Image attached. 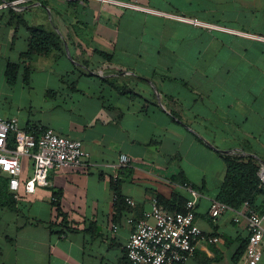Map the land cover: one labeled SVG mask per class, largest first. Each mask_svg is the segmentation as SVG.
Here are the masks:
<instances>
[{
    "label": "crops",
    "instance_id": "0c3cea01",
    "mask_svg": "<svg viewBox=\"0 0 264 264\" xmlns=\"http://www.w3.org/2000/svg\"><path fill=\"white\" fill-rule=\"evenodd\" d=\"M30 27L57 33L64 53L22 61ZM10 64L22 65L14 86L5 78ZM125 85L133 96L117 89ZM0 86L19 88L17 101L27 103L0 108V117L52 128L89 153L79 168L51 170L32 193L24 186L33 161L21 159L17 206H0V264H132L129 220L154 197L185 210V182L202 195L196 224L218 238L198 243L186 264H242L247 221L236 223L233 209L214 220L210 209L224 156L264 165V0H28L0 10ZM121 155L132 164L120 168ZM63 217L71 228L64 237L53 228Z\"/></svg>",
    "mask_w": 264,
    "mask_h": 264
},
{
    "label": "built area",
    "instance_id": "2783aa9c",
    "mask_svg": "<svg viewBox=\"0 0 264 264\" xmlns=\"http://www.w3.org/2000/svg\"><path fill=\"white\" fill-rule=\"evenodd\" d=\"M28 0H15L0 4V10L13 7L17 9ZM67 2L77 0H64ZM198 24L197 21H191ZM23 157L33 161L34 173L24 189L28 193L35 191V185H45L51 170L73 169L83 165L89 153L82 141L58 135L52 128L33 133L21 129L15 117H0V170L9 178V188L16 197L22 188ZM132 159L121 155L118 161L120 168L128 167ZM258 176L264 184V165L260 166ZM118 180H115V183ZM183 187L189 194L184 212L166 209L157 197L152 198L150 208L134 221V230L126 245V257L132 264H186L194 254L198 243H217L218 238L206 235L196 224V211L201 192L191 184ZM117 197L114 196V206ZM127 204L133 206L131 200ZM232 208L214 200L210 214L217 220ZM234 210V209H233ZM234 221L245 219L248 224V243L241 257L242 264H260L264 254V212L258 213L245 202L239 210H234ZM113 229H118L113 225ZM61 234L60 236H65Z\"/></svg>",
    "mask_w": 264,
    "mask_h": 264
},
{
    "label": "trees",
    "instance_id": "16d2710c",
    "mask_svg": "<svg viewBox=\"0 0 264 264\" xmlns=\"http://www.w3.org/2000/svg\"><path fill=\"white\" fill-rule=\"evenodd\" d=\"M63 53L64 45L60 36L57 33L49 32L42 27L29 28L28 48L27 51L22 55V61H31L34 59V57L37 56L49 57L53 54L57 56ZM101 56L107 61L111 60L108 55L102 53ZM21 66L22 65L20 64L8 65L5 72V78L10 86H14L16 84L20 74ZM23 70L25 78L28 79L31 71L30 67L28 65H25ZM123 87L124 88L117 89H119V91L124 95L133 96L132 90L128 86L125 85ZM25 130L33 133L39 132V130L35 129L34 127ZM223 158L226 164V174L216 200L234 210H239L245 202H248L250 207L255 211L264 212V207L263 209H259L257 206L259 195H263L264 197V184L258 176V172L260 169L259 163L252 158L243 156L227 155ZM8 182L9 178L4 177L0 170V206L16 208L17 197L15 194L9 193L10 191L8 187ZM184 184H186V182L183 183V185ZM118 186L119 181L114 183L115 195L117 197L116 207H118L120 202L123 201L122 197L120 196ZM57 200L58 198L54 197V207L56 205ZM159 201L160 204H163L160 199ZM164 206L170 211H178L173 208H170L166 204ZM55 209L56 212L60 214L59 207H55ZM179 211L184 212V210ZM53 228L56 230L58 235L66 234L68 231L71 230L69 222L66 220L65 217H63V219L59 221V223H57ZM244 251L245 249L240 253V257H242Z\"/></svg>",
    "mask_w": 264,
    "mask_h": 264
},
{
    "label": "rangeland",
    "instance_id": "374dc122",
    "mask_svg": "<svg viewBox=\"0 0 264 264\" xmlns=\"http://www.w3.org/2000/svg\"><path fill=\"white\" fill-rule=\"evenodd\" d=\"M40 82H36V84H39ZM19 88H9V87H6L4 90L1 88L0 86V108L2 110H7L9 107L13 108V112H17L18 108H22L23 106H26L27 103H19L17 101L18 99V96H19ZM33 95V94H32ZM7 97H10L12 100H14L15 102L17 103H7L5 102V99ZM35 98V96L33 97ZM16 99V100H15ZM36 104V103H35ZM20 112H24L23 109L20 110ZM19 115V113H17Z\"/></svg>",
    "mask_w": 264,
    "mask_h": 264
}]
</instances>
